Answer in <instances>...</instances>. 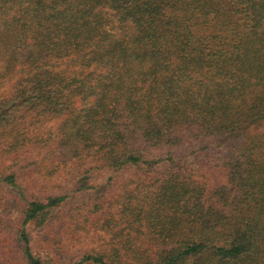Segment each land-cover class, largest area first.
Segmentation results:
<instances>
[{
    "label": "trees",
    "instance_id": "1",
    "mask_svg": "<svg viewBox=\"0 0 264 264\" xmlns=\"http://www.w3.org/2000/svg\"><path fill=\"white\" fill-rule=\"evenodd\" d=\"M0 84L1 130L37 110L59 119L67 158L166 165L121 212L124 235L142 238L71 264H264V0H0ZM191 142L231 149L217 185L171 151L145 156ZM0 180L17 186L12 173ZM65 199L21 209L23 264H54L27 225L44 226Z\"/></svg>",
    "mask_w": 264,
    "mask_h": 264
},
{
    "label": "rangeland",
    "instance_id": "2",
    "mask_svg": "<svg viewBox=\"0 0 264 264\" xmlns=\"http://www.w3.org/2000/svg\"><path fill=\"white\" fill-rule=\"evenodd\" d=\"M8 91L7 85L0 84V97ZM58 122L56 117L30 110L23 111L13 126L0 129V178L12 173L17 185L0 180V264H23L15 237L21 227V209L29 199L48 195L65 194L66 199L53 209L44 226L29 224L27 229L32 250L50 257L54 264L77 262L86 253H106L119 238H142L133 231L124 235L126 223L121 222V212L124 206L131 207L134 196H140L146 184L161 178L166 165L112 169L101 167L96 156L67 158L54 143ZM230 150L210 146L203 151L191 142L144 152L147 158H164L171 151L186 173L217 185L222 180L221 157ZM120 257L130 258V252L122 251Z\"/></svg>",
    "mask_w": 264,
    "mask_h": 264
}]
</instances>
